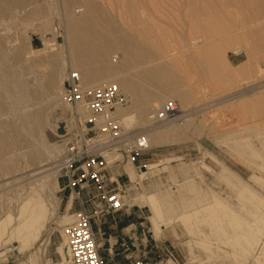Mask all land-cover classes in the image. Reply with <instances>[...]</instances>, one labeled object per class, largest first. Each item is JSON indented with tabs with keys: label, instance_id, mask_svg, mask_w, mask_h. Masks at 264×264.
Here are the masks:
<instances>
[{
	"label": "rangeland",
	"instance_id": "1",
	"mask_svg": "<svg viewBox=\"0 0 264 264\" xmlns=\"http://www.w3.org/2000/svg\"><path fill=\"white\" fill-rule=\"evenodd\" d=\"M87 4L96 5L112 27L106 33L109 38L130 35L143 45L152 43L156 51L157 45L166 48L162 63L180 78L170 84L169 92L165 86L146 85L152 98L160 96L162 103L183 92L190 95L186 105L190 124L185 129L184 118L149 126L147 113L152 110L142 116L132 111L133 126L151 133L149 147L139 159L143 166L152 165L145 176H139L140 169L122 157L109 168L111 179L117 178L109 188L122 196L124 208L140 215V224L133 228L137 230V256L151 264H264V111L255 101L264 93L263 55L252 51L247 60L244 53L233 52L238 46L233 36L241 25L212 33L208 28L206 37V12L198 11L204 6L202 1L74 0L70 13L80 16ZM227 8L237 21L235 7ZM32 10L38 11L35 17L30 16ZM65 10L64 0H27L24 8L13 7L0 17L4 52L0 88L5 92L0 91L6 105L0 119L13 121L15 131L28 141V146L15 145L14 131L6 124L1 128L9 147L0 157V224L4 228L0 264H70L62 231L73 221L74 206L88 203L86 196L74 197L60 168L68 143L82 131L81 110L61 99L65 75L77 71L65 39ZM27 11L28 25L24 22ZM207 12L212 14L214 9ZM229 18L223 16L216 23L225 25ZM145 34L150 41L145 42ZM22 39L27 42L28 71L12 58ZM207 39L213 45L227 41L218 50L220 62L214 66L202 57ZM52 53L59 66L55 87L43 97L25 95L23 89L29 91L44 79ZM123 57L122 50L114 49L108 63L120 65ZM126 95L129 106L131 98ZM165 128L169 130L163 131L162 139L154 137ZM36 148L44 158L34 170L27 155ZM127 171L133 173V180ZM36 199L44 214L39 234L29 242L28 238L8 241L7 231L30 212ZM160 200L164 202L161 217L156 218L160 238L155 239L148 206ZM166 203H171L172 210L166 211Z\"/></svg>",
	"mask_w": 264,
	"mask_h": 264
},
{
	"label": "bare ground",
	"instance_id": "2",
	"mask_svg": "<svg viewBox=\"0 0 264 264\" xmlns=\"http://www.w3.org/2000/svg\"><path fill=\"white\" fill-rule=\"evenodd\" d=\"M194 1H202L204 3V6L198 7V11L206 12L204 13L206 27L203 30L206 37L208 28L212 33L215 29L216 31L221 32L234 28L236 25H241L242 29L237 32L235 36H233L234 42L238 44L237 47H234L233 52L236 54L244 53L247 60H250L252 51H256L261 53L263 56L260 57L264 59V0H223L222 3L219 2V0H185L187 3H192ZM73 2L74 0H64L66 7V18L64 20L65 39L67 46L71 50V65H73V67L80 73L83 84L86 86H96L103 84L102 81L104 80L105 82L118 84L122 91L124 93L126 92L131 98V104L120 109V113L122 114L123 120L126 124H132L131 121L134 116L132 111L136 110L142 116L147 110L150 109L153 111L158 108L161 104L159 102V98L162 97L154 96L152 98L153 93L150 89L146 88V85H150L151 87L165 86L166 90L169 92L171 86L170 84H173L176 80H178V78H180L175 71L162 63V57L167 52L166 48L162 47V45H157L158 51H156L154 50V45L152 43L147 42L146 45H143L130 35L109 38L106 33L108 31H113V29L110 24L106 23L101 17L99 8L94 4H87L86 10L83 11L80 16H73V14L70 13V8L72 7ZM26 3L27 0H0V17L6 15L7 13L9 14L8 11H10L13 7L24 8ZM230 6H234L236 13L239 14V19L237 21L235 20L236 22L234 21L232 11L227 8ZM208 9H214V12L209 14L207 12ZM37 13L38 11L32 10L30 12V16L35 17ZM223 16L230 17L228 23L225 25H217L216 20L221 19ZM24 18H26V21L24 22L28 25V11ZM149 38L150 35L145 34V42L150 41ZM20 41L21 42L12 53V58L16 63H21V66L28 71V63L27 59H25L27 42L24 39ZM207 42L208 39L206 40V43ZM246 42L247 44H245ZM226 44L227 41L225 40L216 45L211 44V42L203 45L202 48L204 50V54H202V57L206 60L208 65L214 66L216 63L220 62L218 50H221ZM50 45H54V43L52 42ZM114 49H120L124 54V60L117 66H113L108 63V56ZM2 50L0 49V69H2L1 63L4 58V52ZM47 62L50 64V68L48 67L49 70L46 72L47 74L44 76V79L42 76L41 79L43 80H40L39 83L32 86L29 91L26 88L23 89L25 95L29 94L36 97H43L45 94L51 92L52 88L55 87L54 85L56 83L59 69L56 53L50 54L47 58ZM231 72L236 73L237 70H233ZM1 76L0 70V83ZM3 91L5 92L4 88ZM175 97L181 101V105H178V112L176 113L175 118L167 123L172 122L173 124L177 120L184 118L185 123L183 125V129H185L190 124L188 117L190 118L191 111H189V108L186 107L190 101V95L188 92H183L177 96H173V99ZM255 101L256 104H258V106L264 111V93L256 96ZM10 104L11 102L9 105ZM5 108L4 94L0 91V116ZM149 113H147V120ZM12 122L4 123V121L0 119V157L9 147V141L6 138L5 133L1 132V128L5 127V124L14 131V137H12L13 144L19 145L24 143L25 146H28L26 137L15 131V126ZM168 130L169 128H165V130H155L157 133L154 137L162 139L164 136L163 131L166 132ZM183 131L184 130L181 132L182 134ZM146 132L148 139L150 140L151 133L148 131ZM27 158L29 165H33L34 170H37L38 166L35 165L43 160L44 154L39 150V148H36L29 151ZM144 167V170H140L139 176H145L152 165H145ZM5 168L6 170L11 171L10 166H6ZM33 173L35 174V172ZM128 176L131 180L134 179L133 173L128 172ZM46 177L47 178L45 179L49 178L48 175ZM150 198L151 196L144 199V201L146 202L150 200ZM29 200L31 199H28V202ZM33 205L34 207L29 210L30 212L19 218L17 226L7 231L8 241H15L16 238H20L25 241L28 238L29 242L36 238L39 234L41 226L44 223L43 206L38 199L35 200ZM162 205H164V202L160 200L158 205L155 203L153 205L149 204L148 206L152 214L150 216L151 229L153 233L152 236L155 239L160 238V227L156 218L161 217V212L163 210L161 208ZM165 207L166 211H170L173 208L171 203H166ZM3 231L4 228L2 224H0V235Z\"/></svg>",
	"mask_w": 264,
	"mask_h": 264
},
{
	"label": "built area",
	"instance_id": "3",
	"mask_svg": "<svg viewBox=\"0 0 264 264\" xmlns=\"http://www.w3.org/2000/svg\"><path fill=\"white\" fill-rule=\"evenodd\" d=\"M61 99L82 112V131L68 143L60 161L68 188L77 199L86 188H93L107 209H124L122 196L109 188L117 179L109 176L110 165L125 158L140 169L143 165L139 159L149 147L146 129L126 125L120 113L128 104V96L116 83L85 86L80 73L71 70L63 79ZM177 112L176 100H166L148 114L149 126L165 124ZM73 215V221L62 231L70 264H104L89 214L80 209ZM129 264L151 263L137 259Z\"/></svg>",
	"mask_w": 264,
	"mask_h": 264
},
{
	"label": "crops",
	"instance_id": "4",
	"mask_svg": "<svg viewBox=\"0 0 264 264\" xmlns=\"http://www.w3.org/2000/svg\"><path fill=\"white\" fill-rule=\"evenodd\" d=\"M83 197L88 198L86 205L76 204L77 211L83 209L90 216V223L98 243L99 255L104 264H129L137 259V228L140 222L139 214L131 212L130 207L120 211H111L106 208L105 202L100 199L93 188H86ZM73 209V208H72Z\"/></svg>",
	"mask_w": 264,
	"mask_h": 264
},
{
	"label": "water",
	"instance_id": "5",
	"mask_svg": "<svg viewBox=\"0 0 264 264\" xmlns=\"http://www.w3.org/2000/svg\"><path fill=\"white\" fill-rule=\"evenodd\" d=\"M144 168H145V167H144V166H142L140 169H141V170H144Z\"/></svg>",
	"mask_w": 264,
	"mask_h": 264
}]
</instances>
